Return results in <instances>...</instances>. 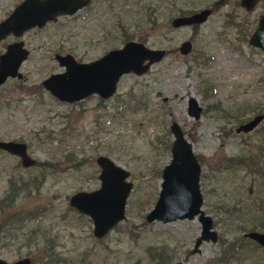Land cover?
I'll return each mask as SVG.
<instances>
[{
  "label": "rangeland",
  "instance_id": "obj_1",
  "mask_svg": "<svg viewBox=\"0 0 264 264\" xmlns=\"http://www.w3.org/2000/svg\"><path fill=\"white\" fill-rule=\"evenodd\" d=\"M16 1L0 0V19ZM92 6L87 19L62 17L26 32L21 77L0 85V140L24 141L38 161L23 167L0 150V196L15 188L0 207V257H28L31 264L48 256L53 264H264V249L243 236L264 232L254 201L264 197V183L257 186L261 177L228 160L244 156L264 167V50L248 42L264 0L248 9L240 0H93ZM180 7L183 14L204 7L210 13L199 24L174 27ZM126 40L162 48L164 55L141 74H122L109 98L64 102L41 85L63 69L55 52L88 61ZM183 40L191 44L184 54L178 49ZM189 98L201 107L197 118L187 112ZM257 113L263 118L252 130L236 131ZM172 121L198 158L201 208L217 235L195 252L196 217L144 218L170 159ZM97 155L126 169L132 183L124 218L100 238L92 235L90 218L68 203L76 191L98 187Z\"/></svg>",
  "mask_w": 264,
  "mask_h": 264
},
{
  "label": "water",
  "instance_id": "obj_2",
  "mask_svg": "<svg viewBox=\"0 0 264 264\" xmlns=\"http://www.w3.org/2000/svg\"><path fill=\"white\" fill-rule=\"evenodd\" d=\"M256 0H240V5L250 8ZM87 0H22L19 5L0 21V39L8 33L19 36L31 26L41 27L46 21L57 15L71 14L83 6ZM210 13L209 7L200 8L187 14L174 16L172 26L199 24ZM249 44L264 50V14L260 15ZM190 41L180 42V53H187ZM26 50L20 43H10L0 54V85L8 78H20L18 67L26 56ZM164 55L162 48H150L138 41H126L118 48L106 51L90 62H77L70 53L54 55L62 66V72L50 73L40 82L45 90L60 101L73 102L91 93L101 98L111 96L118 78L127 72L141 74L149 65ZM201 107L194 98L187 102V112L197 118ZM263 118L257 113L239 123L236 131L248 132ZM172 140L169 147L170 159L160 171V183L157 198L153 206L144 215L146 221H173L181 218L196 217L200 223L199 235L194 239L192 252L198 251L202 241H215L216 231L212 219L201 208L202 195L199 189L200 165L191 149L190 142L184 137L180 126L172 121L169 124ZM0 149L16 155L21 165H33L35 160L26 153V144L22 141L0 140ZM95 163L99 168V185L92 190H79L68 197V203L77 212L91 220V232L96 238L102 237L117 222L124 218L126 197L132 183L127 179L129 172L106 155H97ZM243 236L253 240L264 249V232L249 230ZM28 257L7 261L0 257V264H29ZM175 264H182L177 262Z\"/></svg>",
  "mask_w": 264,
  "mask_h": 264
},
{
  "label": "flooded vegetation",
  "instance_id": "obj_3",
  "mask_svg": "<svg viewBox=\"0 0 264 264\" xmlns=\"http://www.w3.org/2000/svg\"><path fill=\"white\" fill-rule=\"evenodd\" d=\"M22 0H17L15 3H14V5L12 6V8L7 12V14L5 15V16H3L1 19H0V21L2 20V19H4L12 10H13V8L14 7H16L17 5H19L20 4V2H21ZM92 2H93V0H87V2L83 5V6H81L80 8H78L76 11H74L73 13H71V14H61V15H57L53 20H48V21H46L41 27H37V26H31V27H29V28H27V29H25L19 36H15L14 34H12V33H8L5 37H3V38H1L0 39V44H2V46H3V50L2 51H0V54H2L5 50H6V46L8 45V44H10V43H20V47L21 48H23V49H25L27 52H26V56H25V58L20 62V64H19V67H18V70H19V68H20V65H21V63L27 58V56H28V54H29V51H28V49H27V47L25 46V44L23 43V40L21 39L22 38V36L26 33V32H28V31H30V30H32V29H41V28H43V27H45L47 24H49V23H51V22H53V23H55V22H57L60 18H62V17H69V18H71L72 16H76V15H79V16H81V15H83L84 16V18H88L89 17V13H90V11H91V8L93 7L92 6ZM92 11H94V10H92ZM95 12V14H92V15H96V11H94ZM264 14V13H263ZM262 15V14H261ZM126 41H135V40H126ZM126 41H124V42H126ZM139 42V41H138ZM122 46V45H121ZM118 48V47H117ZM56 53H58V54H65V53H59V52H55L54 54H53V59L55 60V58H54V55L56 54ZM66 53H69V52H66ZM71 54V53H70ZM104 54V53H103ZM103 54H101V55H103ZM72 56H73V58L77 61V62H81V63H83V62H90V61H92V60H95V59H97V58H99L101 55H99V56H97V57H95L94 59H91V60H88V61H82V60H80V59H78V58H76L73 54H71ZM56 61V60H55ZM56 63L59 65V66H61L63 69H62V71L64 70V66H62V65H60L57 61H56ZM62 71H60V72H62ZM53 73H57V72H53ZM59 73V72H58ZM50 74V73H49ZM95 93H91V94H89L88 96H90V95H94ZM95 95H97L98 96V98L99 99H106V98H101L98 94H95ZM87 97V96H86ZM110 97V96H109ZM109 97H107V98H109ZM56 98V97H55ZM85 98V97H84ZM57 99V98H56ZM83 99V98H82ZM74 102V101H73ZM14 141H21V140H14ZM22 142H24V141H22ZM25 143V142H24ZM26 144V143H25ZM1 150V149H0ZM26 153L30 156V157H32L30 154H29V152L27 151V144H26ZM13 155V154H12ZM14 156H16V155H14ZM17 157V156H16ZM18 158V157H17ZM34 160H35V162H34V164L33 165H35V164H38V161L34 158V157H32ZM18 161H19V164L21 165V163H20V160H19V158H18ZM33 165H30V166H33ZM21 166H23V165H21ZM23 167H29V166H23ZM32 179H31V177L30 178H25V179H23L22 180V182H24V183H28V182H30Z\"/></svg>",
  "mask_w": 264,
  "mask_h": 264
},
{
  "label": "trees",
  "instance_id": "obj_4",
  "mask_svg": "<svg viewBox=\"0 0 264 264\" xmlns=\"http://www.w3.org/2000/svg\"><path fill=\"white\" fill-rule=\"evenodd\" d=\"M187 10H185L184 11V9L183 8H179V13L180 14H183V12H186ZM262 151V150H261ZM260 151V152H261ZM260 152L258 153L257 152V155H259L260 154ZM260 156V155H259ZM258 156V157H259ZM257 157V158H258ZM249 158H251V157H249ZM198 159V158H197ZM228 160H230V161H232V162H234L235 164L236 163H238V164H241V165H244L245 166V168L249 171V172H251V173H256L259 177H261L260 178V181H258V184H257V186L258 185H262L263 183H264V167L261 165V163H260V161H252V162H248L247 160H246V158L244 157V156H237V157H230V158H228ZM259 165V166H258ZM15 192V188H10L8 191H7V193L4 195V196H0V207H2L4 204H6L5 202H7V200L11 197V196H13L14 193ZM258 198H255L254 199V201L257 203V206H258V208L259 209H261V211H262V215H263V217H264V197H261V196H257ZM11 200H9V202H10ZM240 241V240H239ZM237 242V243H236ZM234 241V242H232L231 244L232 245H234L237 249L241 246V243L240 242H238V241ZM239 246V247H238ZM229 247L230 248H233V246H231V245H229ZM226 249H228V247H226ZM226 249H223V252L226 250ZM49 250V249H48ZM225 259H227V258H225ZM49 260H51V259H49V256H48V259L45 261V262H42V263H44V264H53V263H56V259H52V260H55L54 262H52V260L51 261H49ZM42 263H39V264H42ZM29 264H31V262L29 263Z\"/></svg>",
  "mask_w": 264,
  "mask_h": 264
}]
</instances>
